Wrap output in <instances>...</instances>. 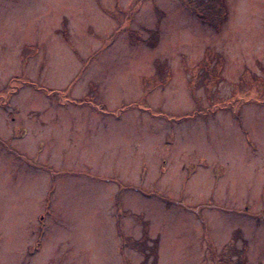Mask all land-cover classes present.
<instances>
[{
  "label": "rangeland",
  "instance_id": "obj_1",
  "mask_svg": "<svg viewBox=\"0 0 264 264\" xmlns=\"http://www.w3.org/2000/svg\"><path fill=\"white\" fill-rule=\"evenodd\" d=\"M0 264H264V0H0Z\"/></svg>",
  "mask_w": 264,
  "mask_h": 264
},
{
  "label": "trees",
  "instance_id": "obj_2",
  "mask_svg": "<svg viewBox=\"0 0 264 264\" xmlns=\"http://www.w3.org/2000/svg\"><path fill=\"white\" fill-rule=\"evenodd\" d=\"M189 2H191V1H189ZM203 6V4L202 5H200V7H202ZM204 7H206L205 5H204ZM195 10V12L200 16V18L201 19H203L204 21H206V14H205V12H200V10H198L197 8L196 9H194ZM208 21V20H207ZM213 22V21H212ZM41 88V87H40ZM43 88V87H42Z\"/></svg>",
  "mask_w": 264,
  "mask_h": 264
}]
</instances>
